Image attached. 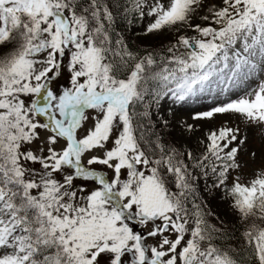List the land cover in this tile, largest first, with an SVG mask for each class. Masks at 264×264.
<instances>
[{"label": "snow or ice", "instance_id": "6c2138e0", "mask_svg": "<svg viewBox=\"0 0 264 264\" xmlns=\"http://www.w3.org/2000/svg\"><path fill=\"white\" fill-rule=\"evenodd\" d=\"M0 264H264V0H0Z\"/></svg>", "mask_w": 264, "mask_h": 264}]
</instances>
